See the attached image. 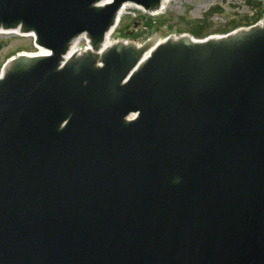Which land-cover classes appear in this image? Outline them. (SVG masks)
Masks as SVG:
<instances>
[{
	"label": "water",
	"instance_id": "water-1",
	"mask_svg": "<svg viewBox=\"0 0 264 264\" xmlns=\"http://www.w3.org/2000/svg\"><path fill=\"white\" fill-rule=\"evenodd\" d=\"M163 1L0 0V264H264V21L103 49Z\"/></svg>",
	"mask_w": 264,
	"mask_h": 264
},
{
	"label": "rangeland",
	"instance_id": "rangeland-1",
	"mask_svg": "<svg viewBox=\"0 0 264 264\" xmlns=\"http://www.w3.org/2000/svg\"><path fill=\"white\" fill-rule=\"evenodd\" d=\"M248 2L249 0H172L168 9L157 16L129 9L115 35L111 37V42L142 46L152 39L155 32L159 34V41L181 35L202 40L263 23L264 1L259 8ZM260 13L261 16L257 19ZM195 30H199L202 35H193ZM80 44L85 46V41L82 40ZM36 52L32 38L14 34L0 36V75L11 58L18 54Z\"/></svg>",
	"mask_w": 264,
	"mask_h": 264
},
{
	"label": "bare ground",
	"instance_id": "bare-ground-1",
	"mask_svg": "<svg viewBox=\"0 0 264 264\" xmlns=\"http://www.w3.org/2000/svg\"><path fill=\"white\" fill-rule=\"evenodd\" d=\"M107 1H110V0H106V2ZM171 1L172 0H164L163 1V3H162V5H161V9L159 10V11H161V12H159V13H164L167 9H168V6H169V4L171 3ZM129 9H138L139 10V8H135L134 6H131V5H125L122 9H121V11H120V14H119V23H118V25H117V28L116 29H118V27L120 26V24H121V21H122V19H123V17L127 14V11L129 10ZM141 10V9H140ZM155 13V12H154ZM112 32H113V30L112 31H110L108 34H107V36H106V38H105V43H104V45L102 46V47H104V48H107V47H111L112 46V43H111V41H110V39H111V37H112ZM12 34H14V35H17L16 33H11V32H2V33H0V36H4V35H12ZM19 36H24V37H28V38H32L33 40H34V35L33 34H31V35H25V34H18ZM214 38H218V36H213ZM82 39H84V36H82V37H80V38H78L77 40H75L74 41V43H73V45H72V47H71V49H70V52H69V56L70 57H73L75 54H76V52L79 50V43L82 41ZM110 43H111V45H110ZM123 44H127V43H123ZM136 46V45H135ZM154 46H155V44L149 49V50H147V54L145 55V58H147V57H149V54L152 52V50H153V48H154ZM140 47V46H139ZM90 49V44H89V47L87 48V50H89ZM102 52V51H101ZM100 52V53H101ZM26 56V57H39V56H48V53H47V51H44V50H42V49H40V48H37V52L36 53H34V54H26V53H24V54H20V56ZM101 55V54H100ZM68 56V57H69ZM12 61L13 60H10V63L6 66V68H5V70H4V72L9 68V66L11 65V63H12ZM1 76L2 75H0V79H1Z\"/></svg>",
	"mask_w": 264,
	"mask_h": 264
},
{
	"label": "trees",
	"instance_id": "trees-1",
	"mask_svg": "<svg viewBox=\"0 0 264 264\" xmlns=\"http://www.w3.org/2000/svg\"><path fill=\"white\" fill-rule=\"evenodd\" d=\"M250 5H252L253 7L255 6V7H261V4L262 3H258V2H253V1H249L248 2ZM261 16V13L258 15V17H257V19H259V17ZM248 22H250V24H251V21L250 20H248ZM193 35H195L196 37H200L202 34L199 32V30H195V32L193 33Z\"/></svg>",
	"mask_w": 264,
	"mask_h": 264
}]
</instances>
